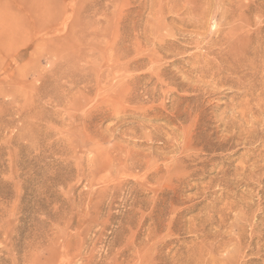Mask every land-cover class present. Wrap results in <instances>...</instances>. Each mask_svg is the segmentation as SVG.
Segmentation results:
<instances>
[{
  "label": "rangeland",
  "instance_id": "obj_1",
  "mask_svg": "<svg viewBox=\"0 0 264 264\" xmlns=\"http://www.w3.org/2000/svg\"><path fill=\"white\" fill-rule=\"evenodd\" d=\"M0 264H264V0H0Z\"/></svg>",
  "mask_w": 264,
  "mask_h": 264
},
{
  "label": "bare ground",
  "instance_id": "obj_2",
  "mask_svg": "<svg viewBox=\"0 0 264 264\" xmlns=\"http://www.w3.org/2000/svg\"><path fill=\"white\" fill-rule=\"evenodd\" d=\"M147 41H148V39H147ZM122 53H123V52H122ZM124 56H125V54H124ZM191 113H192V112H191ZM179 118H180V117H179ZM195 123H196V122H195ZM186 138H187V137H186ZM189 141H191V140H189ZM187 143H188V142H187ZM190 143H191V142H190ZM183 146H184V145H183ZM184 151H185V150H184ZM195 152H196V151H195ZM197 153H198V152H197ZM189 155H190V154H189ZM173 159H174V158H173ZM182 161H183V160H182ZM173 162H174V161H173ZM175 162H176V161H175ZM184 163H185V162H184ZM175 165H176V164H175ZM187 165H188V164H187ZM156 166H157V165H156ZM173 167H174V166H173ZM123 168H125V167H123ZM176 168H177V167H174V168H173V172L176 171ZM167 169L170 171V168H169V167H168ZM124 170H125V169H124ZM155 170H156V169H155ZM157 170H160V168H158ZM171 170H172V169H171ZM160 171H161V170H160ZM179 171H180V170H179ZM162 172H163V171H162ZM180 172H181V171H180ZM154 173L156 174V172H154ZM166 173H167V172H166ZM170 173H171V171H170ZM159 175H160V174H159ZM163 175H164V174H163ZM170 176H171V175H170ZM260 203H261V202H260ZM258 217H259V216H258Z\"/></svg>",
  "mask_w": 264,
  "mask_h": 264
}]
</instances>
